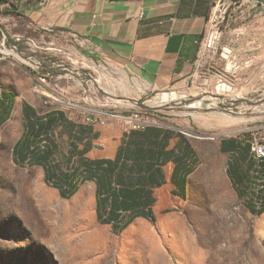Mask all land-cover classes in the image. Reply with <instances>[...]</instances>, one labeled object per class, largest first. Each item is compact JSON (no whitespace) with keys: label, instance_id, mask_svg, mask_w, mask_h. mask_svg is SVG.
Masks as SVG:
<instances>
[{"label":"rangeland","instance_id":"obj_1","mask_svg":"<svg viewBox=\"0 0 264 264\" xmlns=\"http://www.w3.org/2000/svg\"><path fill=\"white\" fill-rule=\"evenodd\" d=\"M225 1L211 9L226 12L213 24L224 43L203 47L198 61V70L213 64L221 76L197 71L188 85L134 98L123 97L128 82L85 44L43 31L17 12H0V53L34 69L30 102L40 114L57 110L68 121L51 135L61 168L78 162L69 159L74 131L90 135L93 127L101 132L112 124L127 131L133 123L112 115L136 112L185 132L200 159L179 213L119 229L98 220L92 181L78 180V192L64 198L46 182L43 167L18 163L13 145L22 125L6 123L0 128V264H264V212H251L237 196L228 154L220 149L223 138L264 140V6ZM89 117L104 123L88 125Z\"/></svg>","mask_w":264,"mask_h":264},{"label":"crops","instance_id":"obj_2","mask_svg":"<svg viewBox=\"0 0 264 264\" xmlns=\"http://www.w3.org/2000/svg\"><path fill=\"white\" fill-rule=\"evenodd\" d=\"M216 1L54 0L43 6L36 0H0V12H17L43 31H61L79 45L85 44L92 57L106 61L118 78L128 82L131 90H124L123 97L134 98L192 82L197 76L201 50L209 48V15ZM10 58L6 60L0 53V95L6 92L0 115L5 117V109L11 111L0 128L6 123H21L16 143L26 130L25 123L43 114L29 100L34 84L33 67L28 68L15 54ZM81 136L82 139L73 140L76 150L85 149L83 159L101 160L100 169L94 172L93 163L91 168L81 171L83 166L76 151L73 157L78 162L70 169L69 180H82L89 174L88 169L92 175H99V191L96 179L85 180L92 181L94 186L96 215L98 199L103 217L115 219L116 225L132 218L128 226L136 219L152 221L150 215L156 221L166 213L182 210L189 195L190 177L200 162L198 148L185 132L163 124L123 131L112 124L101 132L93 127L90 135ZM97 138L102 141L100 146L95 143ZM220 149L229 159L231 153L222 150L221 143ZM235 165L237 173L248 176V181L239 184L238 189H246L248 184L247 191L256 193L260 189L263 193L264 166L251 170L246 163ZM252 179L255 182L251 184ZM56 181L66 190L65 178L59 176ZM231 185L239 197L232 182Z\"/></svg>","mask_w":264,"mask_h":264},{"label":"trees","instance_id":"obj_3","mask_svg":"<svg viewBox=\"0 0 264 264\" xmlns=\"http://www.w3.org/2000/svg\"><path fill=\"white\" fill-rule=\"evenodd\" d=\"M243 0H234V2L239 3ZM6 92L0 95V105L3 97H5ZM34 111V110H33ZM11 111L7 109L4 110L5 117L0 115V125L5 122V120L9 117ZM67 123V119L64 116V113L57 110H51L47 112L45 115L34 116L33 121H29L25 123L26 130L22 137L14 144L13 146V155L15 160L18 163H28V165H40L44 169L45 180L47 183H51V185L57 188L60 191V195L64 198H69L74 195L79 189V182H73V180H69L72 173H70V169L61 168L59 164L56 163L53 159L54 150H53V141H52V132L56 126H59L60 123ZM89 125V124H88ZM92 126V125H91ZM91 128V127H90ZM131 130H140V129H131ZM82 131V130H81ZM74 131L73 136L76 135L78 139H82V132ZM24 143V144H23ZM222 150L229 151L231 153L230 158L227 161V174L235 188L238 192L240 198L244 199L245 206L253 213L262 214L264 212V190L263 193L258 192L254 193L252 191H247L248 184L246 185V189L239 190L238 185L245 183L248 181V176L245 173H237L236 169L239 162L246 163L247 169L256 170L259 166L260 168L264 166V158L256 159L254 157V153L252 151V143L245 139V137H231L228 139H223L222 142ZM77 145L71 141L70 145V157L75 154L77 151L79 155V163L80 166H83L81 171H85V168H91L92 164L96 165V170L94 172H98L100 169L101 160L90 161L82 158L85 149L76 150ZM236 153V156L233 154ZM20 156V159L17 157ZM109 164V163H108ZM73 168V167H72ZM71 168V169H72ZM91 169H88L87 172L89 174L87 176H83L82 181L96 179L98 183L97 191H99L100 187V177L99 175H92ZM240 174V175H239ZM61 176L62 179H66V190L63 189L62 184L56 181V178ZM249 182L254 183L255 179L249 180ZM248 183V182H247ZM252 187V185H251ZM97 218L100 222L105 223H113L114 227H118L119 229L126 228L128 224L133 220L130 219L129 222H126L121 225H116L115 219L109 220L103 217L100 209V202L98 199L97 206ZM152 221H155V218L150 215Z\"/></svg>","mask_w":264,"mask_h":264},{"label":"built area","instance_id":"obj_4","mask_svg":"<svg viewBox=\"0 0 264 264\" xmlns=\"http://www.w3.org/2000/svg\"><path fill=\"white\" fill-rule=\"evenodd\" d=\"M20 1L21 2H29L32 0H20ZM36 1L39 4L45 6V5H51L54 0H36ZM225 3H226L225 0H218L215 2V5H216V7H218V6L223 5ZM225 13H226L225 11H221V10L220 11L215 10L212 13L210 11L209 20L212 24H211L210 29H209L210 35L208 37L209 38L208 39L209 48H215V46L213 45L215 42V39H217L218 44L220 42L224 43V39H221L222 37L220 35L218 28H216L213 24H218V22L222 19V17H225ZM198 71H200V73L202 72L203 76H206L209 72H214L220 76L222 74V71L220 69H218L217 67H215L213 64H211L206 69H203V70L199 69ZM200 73H199V75H201ZM39 79L43 80L42 77H40ZM112 116L113 117H119L121 119L129 120L131 123H133V125L131 126V129H143L150 124H157V122L150 120L149 118L145 117L144 115H142V113H139V112L133 113L130 116H126L123 114L122 115H115L114 114ZM98 122L104 123V121H102L101 119H99L97 117H89L88 118V124L89 125L95 126L98 124ZM252 151H253L254 157L256 159L264 158V140L262 142L252 143Z\"/></svg>","mask_w":264,"mask_h":264},{"label":"water","instance_id":"obj_5","mask_svg":"<svg viewBox=\"0 0 264 264\" xmlns=\"http://www.w3.org/2000/svg\"><path fill=\"white\" fill-rule=\"evenodd\" d=\"M256 2L264 5V0H255ZM214 46H218V41L215 39ZM144 106V104H142Z\"/></svg>","mask_w":264,"mask_h":264},{"label":"bare ground","instance_id":"obj_6","mask_svg":"<svg viewBox=\"0 0 264 264\" xmlns=\"http://www.w3.org/2000/svg\"><path fill=\"white\" fill-rule=\"evenodd\" d=\"M164 100V99H163Z\"/></svg>","mask_w":264,"mask_h":264}]
</instances>
